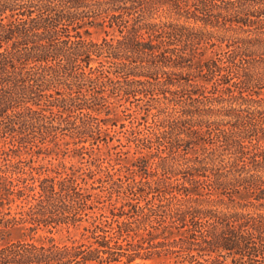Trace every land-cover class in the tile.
<instances>
[{"label":"trees","instance_id":"trees-1","mask_svg":"<svg viewBox=\"0 0 264 264\" xmlns=\"http://www.w3.org/2000/svg\"><path fill=\"white\" fill-rule=\"evenodd\" d=\"M146 261L264 264V0H0V264Z\"/></svg>","mask_w":264,"mask_h":264},{"label":"rangeland","instance_id":"rangeland-1","mask_svg":"<svg viewBox=\"0 0 264 264\" xmlns=\"http://www.w3.org/2000/svg\"><path fill=\"white\" fill-rule=\"evenodd\" d=\"M56 161V160H55ZM69 161V159H66V162H68ZM70 162H74V163H77L76 162V159L74 158V159H72ZM134 264H152V262L151 261H146V262H141V263H134Z\"/></svg>","mask_w":264,"mask_h":264}]
</instances>
